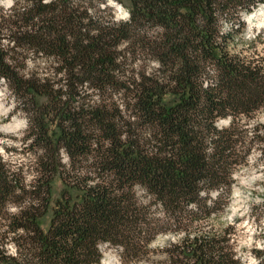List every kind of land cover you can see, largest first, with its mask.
<instances>
[{"label":"trees","instance_id":"1","mask_svg":"<svg viewBox=\"0 0 264 264\" xmlns=\"http://www.w3.org/2000/svg\"><path fill=\"white\" fill-rule=\"evenodd\" d=\"M20 1L0 17V81L39 153L27 192L0 163V211L17 192L29 200L7 219L20 264H100L101 245L138 264L170 235L169 264H238L230 229L201 224L223 215L248 144L264 141L240 125L264 110L262 35L244 41L242 22L264 0H125L123 22L103 0ZM26 56L50 61L51 76H22ZM142 60L156 69L134 72Z\"/></svg>","mask_w":264,"mask_h":264},{"label":"rangeland","instance_id":"2","mask_svg":"<svg viewBox=\"0 0 264 264\" xmlns=\"http://www.w3.org/2000/svg\"><path fill=\"white\" fill-rule=\"evenodd\" d=\"M13 1L20 0H0V17H7V11L13 4ZM104 6L109 10V14L114 21L123 22L127 19L125 5L122 0L119 5L111 0H103ZM99 7V5H98ZM101 9V7H99ZM103 15V16H105ZM249 21L242 17L245 30L243 40L248 42L259 33L262 35L261 43L255 45V52L264 56V6L257 8ZM246 19V22L244 20ZM226 31L227 28L224 27ZM7 35V34H6ZM7 37V36H6ZM1 46L7 50V38L1 41ZM237 50L241 45L237 44ZM245 47V46H244ZM120 47L119 50H122ZM247 50L246 54H249ZM252 51V50H251ZM20 74L25 77L37 75L39 78H49L53 64L42 58L26 56L22 61ZM131 69L134 72L144 71L146 74L152 73L156 66L146 60L135 62ZM16 104L13 101L7 85L0 81V163L4 166L8 179H14L24 189L29 191L28 187L33 183L36 177L35 162L39 153L29 150L28 142L24 143L27 136L28 121L21 112H16ZM246 131L247 140H251L254 131L253 128L258 125L260 134L264 138V110L259 112L251 121H242L240 123ZM217 126L226 128L227 122L220 121ZM248 142V141H247ZM250 154L248 155L245 166L236 169L232 175L233 184L228 198L227 208L223 215L211 218L201 224L203 231H219L229 228V235L226 237L228 247L234 256L233 260L238 264H264V141H254L248 144ZM60 160L66 164L65 156L61 153ZM63 187L58 181L52 185V199L59 197ZM24 192V193H25ZM24 193L17 192L13 199L6 200L4 208L0 211V264H20L21 257L11 243H7V219L10 216H16L20 210L28 206L29 200ZM139 202H144L143 194L137 190ZM50 214L40 222L41 229L45 231ZM178 241L175 236H158L149 245L148 254L142 258L138 264H169L164 249L169 244ZM26 248V247H25ZM28 249V248H27ZM101 254L100 264L110 262V264H121L120 251L108 246L99 247ZM254 253H258V257ZM23 252L21 253V255ZM15 261V262H14Z\"/></svg>","mask_w":264,"mask_h":264},{"label":"bare ground","instance_id":"3","mask_svg":"<svg viewBox=\"0 0 264 264\" xmlns=\"http://www.w3.org/2000/svg\"><path fill=\"white\" fill-rule=\"evenodd\" d=\"M109 4H111V2H109ZM246 17H247V16H245V18H246ZM252 17H254V16H253V15L248 16L247 21H249ZM244 21L246 22V19H245ZM103 264H110V262L103 263Z\"/></svg>","mask_w":264,"mask_h":264},{"label":"clouds","instance_id":"4","mask_svg":"<svg viewBox=\"0 0 264 264\" xmlns=\"http://www.w3.org/2000/svg\"><path fill=\"white\" fill-rule=\"evenodd\" d=\"M127 14L125 13V16H126ZM250 264H255V261L253 260V261H250Z\"/></svg>","mask_w":264,"mask_h":264}]
</instances>
